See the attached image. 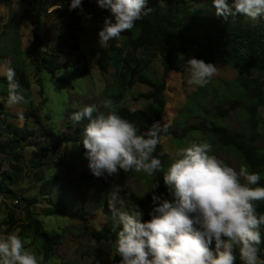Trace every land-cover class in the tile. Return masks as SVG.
Returning <instances> with one entry per match:
<instances>
[{
    "label": "rangeland",
    "instance_id": "rangeland-1",
    "mask_svg": "<svg viewBox=\"0 0 264 264\" xmlns=\"http://www.w3.org/2000/svg\"><path fill=\"white\" fill-rule=\"evenodd\" d=\"M70 3L71 0H11L8 4L0 5V55L2 56L0 58V76H4L5 67L10 66L15 69V72L18 71L16 77L19 76V73H23L29 83L28 89L20 90L27 103L21 102L11 107L5 103L3 118L20 128L23 126L24 118L27 117L28 129L35 128L36 124H34V118L30 113L38 108L37 115L44 127L57 134L69 138L79 137V140H82L83 129L88 122H75L71 119L72 114L84 106L90 105H95L98 111H107L102 108V102L111 99V96L118 93L119 89L116 83L119 69L116 65H109L104 73L100 72L96 65V59L99 51L106 47L98 45L97 33L103 24L97 17L81 18L79 8L69 11ZM60 4L62 5L61 9L48 13V10ZM206 5L210 10L214 8L211 5V0H199L193 4V8L198 10ZM96 6H98L97 2ZM36 8L41 9L38 33L40 38L46 42L43 43V48L47 52L50 47L55 45L57 36L60 34L65 35L66 46L72 44L73 41H70L72 31L76 27L81 28V32L77 33V41L84 59L80 58V61L76 62L75 60L80 55L77 53L70 57H60L59 61H71L74 65L70 63V66L58 70L53 79L44 68L35 75V69L29 62L30 30L34 20L33 10ZM214 12H216L215 9ZM246 20L255 21L247 16ZM135 56L138 61L142 59L141 66L146 68L145 73L148 77L153 75L157 79L161 78L162 68L157 57L140 51L135 53ZM215 65L217 67L216 74L203 87L188 83L189 73L186 71L185 65L179 71L170 73L166 79L164 91L166 105L161 123L169 126L177 135L181 134L182 123L185 122V125L196 124L202 120L224 124L231 133L247 134L250 132L241 115V107L231 110L225 117L218 116L216 109L212 107V105L219 104V101H226L220 107L223 110L230 104V101L239 97V88L236 82L237 71L227 65ZM83 69L86 70V73L83 72ZM37 78L40 79V86L35 81ZM40 89L42 95L39 94ZM1 90L2 85H0ZM148 90L146 85L136 83L131 89H123V101L132 111L143 110L152 115L153 108L149 102L132 99L139 93H145ZM201 103H203V107L198 111L195 110ZM21 113L23 114L22 118ZM185 119L187 120L185 121ZM257 123L255 144L264 149V107L257 111ZM76 128H78L77 132ZM202 142L210 143L213 147L212 155L239 171L243 161L236 153L220 147L211 136L207 134L200 136L197 133H189L184 137L183 142L174 141L171 136L160 139L165 155L166 169L176 159L179 149L189 146L191 143ZM76 144L78 143H65L55 151L45 152L41 158L44 165L37 169L33 167V162H30V155L34 149L28 147L23 152L22 161L18 164L13 163L21 169L20 172L10 167L11 160L3 158L0 160V174L4 170L13 172L16 181L11 189L16 195L38 199V203L30 208L34 218L43 224L46 231L63 235L62 243L56 246V251L48 264H119L120 257L113 251L110 244L95 243L91 237V231L99 229L101 223L112 215L111 208L113 206L120 207V205L118 201L112 200L108 195L103 206L99 208L93 194L80 184L79 177L91 173L83 155L84 151L79 146L76 147ZM51 177L56 178L55 186L52 193L45 196L44 192L40 191V187ZM100 179L111 184V189L112 186L119 185L124 190L120 193L123 199L125 192L131 191L141 195L143 201L146 202L147 193L144 194V192L151 184L146 176L130 170L127 173L121 171L119 176ZM0 181L8 184V181L2 180L1 176ZM242 182L244 181L242 180ZM58 187H63L65 194H69L68 197H65L66 202L78 198L81 193L85 195L88 206L85 221L69 219L64 216L45 215V212L51 210L49 208H57V206L50 207L49 203L57 200L56 204H58L62 200V198L55 197ZM10 197L0 194V233L18 234L25 240L26 247L35 251L37 256L43 254L41 240L34 235L31 228L26 227V213L22 205ZM8 214L13 215L18 222V228L11 232H8L7 227L1 225L4 220H7ZM112 221L114 224H118L116 217ZM235 255L236 260H240L238 250Z\"/></svg>",
    "mask_w": 264,
    "mask_h": 264
},
{
    "label": "trees",
    "instance_id": "trees-1",
    "mask_svg": "<svg viewBox=\"0 0 264 264\" xmlns=\"http://www.w3.org/2000/svg\"><path fill=\"white\" fill-rule=\"evenodd\" d=\"M197 1L199 0H147V7L151 8L152 12L136 21L133 29L125 31L119 38L109 41L108 46L99 51L96 65L102 73L106 71L109 65H116L119 69L116 83L119 90L118 93L111 96V100L118 106L116 109L117 114L133 123L139 133L146 131L153 121L161 123L166 105L164 97L166 79L170 73L179 71L188 59L196 58L206 63L223 64L236 70L238 73L236 82L239 88V97L230 101V104L225 106L223 110L220 107L226 101H219V104L212 105V107L216 109V113L220 117H225L231 110L241 107V115L250 132L247 134L231 133L224 124L202 120L196 124L185 125V122L182 123L180 135H177L168 126V132H162L160 139L171 136L174 141L183 142L184 137L189 133H197L200 136L207 134L220 147L230 149L236 153L243 161V165L249 166L250 172L259 173L261 179L256 186L264 187V149L255 144L258 124L257 111L264 107V18H259L253 22L246 20V16L241 14L225 18L218 16L214 12L215 8L208 9V5L198 10L194 9L193 4ZM10 2L11 0H0V5ZM81 7L83 9L82 12L79 9L81 18L97 17L100 18L103 24L104 18L110 17L108 10L96 6V0H81ZM40 11L41 9L37 8L33 10L34 20L30 30L29 62L35 69V75L44 68L53 79L58 70L70 66L71 63V61H59L60 57H70L72 54L77 53L80 55L75 60L76 62H79L80 58L84 59L77 41V33L81 32V28L76 27L72 31L70 35V41H73L72 44L66 46L65 35L60 34L57 36L55 45L50 47L47 52L43 48V43L46 42L40 38L38 33ZM138 51L158 58L162 68L160 79L153 75H149V77L146 75V68L141 66L142 59L139 61L136 59L135 53ZM71 65L74 64L71 63ZM83 72L86 73V70L83 69ZM18 75L16 80L20 84L19 91L28 89L29 83L24 74L19 73ZM35 81L39 86L41 85L40 79L37 78ZM136 83L146 85L149 90L145 93H139L132 99L134 101L144 100L149 102L153 108L152 115L143 110L132 111L123 101V89H131ZM0 85H2L0 91L2 97L0 101V160H3V158L11 160L10 167L13 170L21 171L13 163L18 164L22 161L23 152L28 147L34 149L30 155V162H33V167L37 169L44 165L41 158L45 152L55 151L65 143L76 142L79 144L82 141L79 140V137L69 138L44 127L37 115L38 108L30 113L34 118L35 128L28 129L27 117L24 118L23 126L20 128L6 121L3 118L8 95L5 76H0ZM39 94L42 95L41 89ZM202 107L203 103L199 104L195 110L198 111ZM81 122L88 121L83 120ZM161 125L163 126L162 123ZM75 130L77 132L78 128ZM79 147L85 152L82 144H79ZM153 155L162 161L166 171L165 155L160 142L156 146ZM136 174L146 176L151 183H158L155 194L161 195L162 198L169 201L173 199L163 182L162 173L158 172L153 177H148L143 172ZM0 176L2 180L8 181V184L0 181V194L9 195L10 198H14L18 203L20 202L26 213V227L31 228L34 235L42 242L44 256L42 264H48L56 251V246L62 243L63 235L46 231L43 224L34 218L30 208L38 203V199L16 195L11 189L16 181L13 172L4 170ZM55 179V177H51L42 184L40 191L44 192L43 195L49 196L52 193ZM79 179L80 184L93 194L97 206L102 207L106 197L110 195L111 184L94 177L92 174H83ZM151 194V192L147 193V199L144 202L141 195L126 191L124 194V210L138 205L143 212L142 221L149 220L148 213L152 208ZM68 196L69 194H65L63 191V187L56 188L55 197H58L57 199L62 198V200L58 204H56L57 200L51 202V204L49 203L50 207L57 206V208H49L51 210L45 212V215L64 216L69 219L85 221L88 208L85 195L81 193L78 198L66 202L65 197ZM256 210L258 215H264V201L256 202ZM114 217L113 215L108 216L101 223L99 229L91 231V237L97 244H110L113 251L117 253L115 242L119 227H116L115 231L113 230L116 226L112 221ZM17 223V219L8 214L7 220H4L1 225L7 227L8 232H11L18 228ZM259 231L261 234L259 259L264 260V225H261ZM235 264H242V262L236 260Z\"/></svg>",
    "mask_w": 264,
    "mask_h": 264
},
{
    "label": "clouds",
    "instance_id": "clouds-1",
    "mask_svg": "<svg viewBox=\"0 0 264 264\" xmlns=\"http://www.w3.org/2000/svg\"><path fill=\"white\" fill-rule=\"evenodd\" d=\"M106 9L103 27L98 31V45L107 47L109 41L119 38L134 28L135 22L152 12L147 0H96ZM216 14L229 17L245 15L252 20L264 18V0H211ZM60 4L58 8H61ZM80 9L81 0H71L69 11ZM188 83L205 86L216 74L213 63L190 58L185 61ZM6 103L9 107L27 103L20 93L16 72L6 66ZM117 105L111 99L84 106L72 114L75 122L87 120L79 144L90 173L97 178L119 176L134 170L148 177L162 173L163 182L172 195L171 201L155 194L158 183H151L144 194L151 192L152 208L147 221L135 205L124 209L119 185L112 186L110 198L120 207L111 208L119 227L115 242L119 264H235L236 251L242 264H264L259 259L260 227L264 215H258L256 202L264 201V187L258 185L261 176L250 172L248 165L239 171L212 155L208 142L191 143L181 148L164 170L162 161L153 155L160 142V134L168 132L167 125L153 121L146 131L117 114ZM95 113V115H94ZM21 118L23 114L21 113ZM79 144L75 146L78 147ZM242 180L244 182H242ZM143 194V195H144ZM214 245V247H213ZM43 254L26 247L18 234L0 233V264H42Z\"/></svg>",
    "mask_w": 264,
    "mask_h": 264
},
{
    "label": "built area",
    "instance_id": "built-area-1",
    "mask_svg": "<svg viewBox=\"0 0 264 264\" xmlns=\"http://www.w3.org/2000/svg\"><path fill=\"white\" fill-rule=\"evenodd\" d=\"M58 7H59V5L54 6L53 8H51L50 10H48V13H51V12L54 11V10H59V9H61V8H58Z\"/></svg>",
    "mask_w": 264,
    "mask_h": 264
},
{
    "label": "crops",
    "instance_id": "crops-1",
    "mask_svg": "<svg viewBox=\"0 0 264 264\" xmlns=\"http://www.w3.org/2000/svg\"><path fill=\"white\" fill-rule=\"evenodd\" d=\"M15 70V69H14Z\"/></svg>",
    "mask_w": 264,
    "mask_h": 264
}]
</instances>
